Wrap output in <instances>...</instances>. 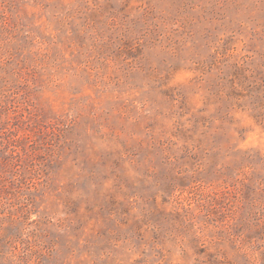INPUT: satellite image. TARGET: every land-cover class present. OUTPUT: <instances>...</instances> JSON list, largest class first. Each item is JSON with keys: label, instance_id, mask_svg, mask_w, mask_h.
Wrapping results in <instances>:
<instances>
[{"label": "rangeland", "instance_id": "rangeland-1", "mask_svg": "<svg viewBox=\"0 0 264 264\" xmlns=\"http://www.w3.org/2000/svg\"><path fill=\"white\" fill-rule=\"evenodd\" d=\"M0 264H264V0H0Z\"/></svg>", "mask_w": 264, "mask_h": 264}]
</instances>
